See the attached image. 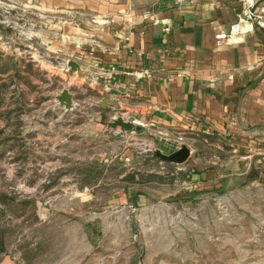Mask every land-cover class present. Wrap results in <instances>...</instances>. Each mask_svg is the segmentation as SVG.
I'll use <instances>...</instances> for the list:
<instances>
[{"label":"rangeland","instance_id":"rangeland-1","mask_svg":"<svg viewBox=\"0 0 264 264\" xmlns=\"http://www.w3.org/2000/svg\"><path fill=\"white\" fill-rule=\"evenodd\" d=\"M47 1L0 0V68H10L0 72V112L15 106V82L25 97L19 115L0 119L12 137L0 153V264H264V184L185 199L200 191L188 172L201 166L146 161L145 135H77L92 95L70 121L56 118L57 97L75 85L61 69L69 67L59 51L61 8ZM71 133L66 155L62 139ZM127 151L130 164L121 159ZM224 154L210 147L194 155L203 165ZM126 170L141 172L143 183L131 187L119 177Z\"/></svg>","mask_w":264,"mask_h":264},{"label":"crops","instance_id":"crops-1","mask_svg":"<svg viewBox=\"0 0 264 264\" xmlns=\"http://www.w3.org/2000/svg\"><path fill=\"white\" fill-rule=\"evenodd\" d=\"M46 6L61 8L59 51L79 64L78 71L61 68L75 85V108L61 106L56 118L70 121L93 96L74 129L81 139L146 136L155 150L170 154L182 136L192 149L185 165L202 167L188 172L197 190L264 184V30L216 38L228 32L241 0H53ZM114 114L146 127L110 128ZM70 135L62 139L66 155ZM210 147L228 157L211 155L201 165L194 154ZM145 158L159 163L154 155Z\"/></svg>","mask_w":264,"mask_h":264},{"label":"built area","instance_id":"built-area-1","mask_svg":"<svg viewBox=\"0 0 264 264\" xmlns=\"http://www.w3.org/2000/svg\"><path fill=\"white\" fill-rule=\"evenodd\" d=\"M257 30H264V0H241V8L236 14V19L230 26L228 32L218 34L216 38L219 41L223 39L233 40L237 35L251 34L256 32ZM117 117H119L118 114L112 115L110 118V122L115 120ZM129 121H131L137 127H146V124L138 118H134ZM183 140L184 139L182 136L178 138V149L182 146ZM155 149L156 148L152 144H149L148 147L144 150V154L147 155L153 153ZM124 160L127 164H130L132 162V157L130 155H125ZM167 163L168 162L160 160L162 168H164L165 164ZM183 164L173 165L177 167V170H183V168H181Z\"/></svg>","mask_w":264,"mask_h":264},{"label":"trees","instance_id":"trees-1","mask_svg":"<svg viewBox=\"0 0 264 264\" xmlns=\"http://www.w3.org/2000/svg\"><path fill=\"white\" fill-rule=\"evenodd\" d=\"M11 68L14 71V74H12L13 77L18 76L19 79H22V76L20 73L21 72L20 68H18L17 66H12ZM9 71H10V68L8 66H6L5 68L4 67L0 68L1 73H5V72L8 73ZM8 86H9L8 84H4L5 90L9 89ZM4 92H5L4 90H1V92H0V109H1V106L5 102L4 101V95L5 94H3ZM12 92H13V96L14 95L18 96L15 99V106H13L11 108H7L4 112H0V119L6 120V121H9V120L13 119L16 115H19L22 112L23 106L25 103V99H24L25 97H24L23 93L18 92L16 82L14 83V88H13ZM5 127H6V125H4L3 127H0V153H1V148L3 147V145L12 139L11 135H8L6 133ZM152 176L153 175H150V177H152ZM142 177H143V174L141 172L130 173V174H127L123 178V180L129 181L131 183L130 184L131 187H136L137 184L143 183ZM130 186H127V191H129V192L131 190ZM224 190H227V188H217V189H213V190H202V191L201 190L200 191H187V195L183 194L181 197L188 199V198L196 197L198 195H204L207 193L223 192ZM140 193H141L140 191L136 192V194H140Z\"/></svg>","mask_w":264,"mask_h":264},{"label":"water","instance_id":"water-1","mask_svg":"<svg viewBox=\"0 0 264 264\" xmlns=\"http://www.w3.org/2000/svg\"><path fill=\"white\" fill-rule=\"evenodd\" d=\"M68 66L72 70H79V64L75 61L68 62ZM57 99L61 106H63L66 110H71L75 108L74 96L72 95L69 89H63ZM109 127L113 129H120L124 132L135 130V125L131 121H126L122 116H119L115 120L110 122ZM191 154L192 150L187 144H183L179 149L175 150L170 154H165L161 150L154 151V156L156 158L171 164L186 163L190 159Z\"/></svg>","mask_w":264,"mask_h":264}]
</instances>
